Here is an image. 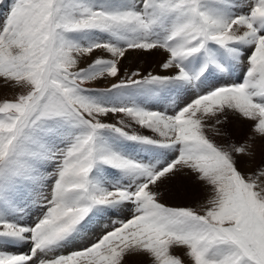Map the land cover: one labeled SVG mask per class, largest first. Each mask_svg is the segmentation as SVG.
<instances>
[{"label":"snow or ice","instance_id":"obj_1","mask_svg":"<svg viewBox=\"0 0 264 264\" xmlns=\"http://www.w3.org/2000/svg\"><path fill=\"white\" fill-rule=\"evenodd\" d=\"M0 80V264H264V0H0Z\"/></svg>","mask_w":264,"mask_h":264},{"label":"rangeland","instance_id":"obj_2","mask_svg":"<svg viewBox=\"0 0 264 264\" xmlns=\"http://www.w3.org/2000/svg\"><path fill=\"white\" fill-rule=\"evenodd\" d=\"M90 59L91 58H89V60ZM89 60L87 62H90ZM87 62L81 64V66L82 67L83 65L85 66ZM148 64L145 65L144 70L141 71L143 72L148 71L149 70ZM122 72L123 70H121V74H123ZM100 83H101L100 86H107V84L110 83V81H100ZM17 91L18 90L16 89L9 91L8 88L4 86L3 81L0 80V99L12 98ZM250 129H251L250 122L240 120L234 117H230L229 122L223 125L222 127L221 131L223 135L220 137L213 136L212 138L220 145H227L233 142L239 145L251 135V131H249ZM255 152H256V156L251 168H245L243 165H241V170L244 171L245 173L252 171L256 166L260 165L261 163L262 156H261L260 140L255 141ZM204 199H205V192L203 189H201L199 186H190L189 191L186 195L168 196L165 197L164 202L173 206H191L199 210L198 206L204 201ZM183 251H184L183 249H173V254L181 253ZM185 264H188V262L186 261Z\"/></svg>","mask_w":264,"mask_h":264},{"label":"bare ground","instance_id":"obj_3","mask_svg":"<svg viewBox=\"0 0 264 264\" xmlns=\"http://www.w3.org/2000/svg\"><path fill=\"white\" fill-rule=\"evenodd\" d=\"M97 55H101V53L97 52L94 54V56L92 58H95V56ZM106 55V54H105ZM91 58V59H92ZM162 57L159 55H155L152 57H136L133 53H129L128 54V59L124 61V63L121 65V70H124L125 68H128L130 71L136 68H140L141 70H144L145 65H149V70H153V71H158L156 65L158 63V61L161 59ZM90 61V60H89ZM87 62V61H85ZM85 62H82L81 64H84ZM84 66V65H83ZM82 67V66H81ZM123 73V72H122ZM101 84V83H100ZM8 90H13L10 87H7ZM250 131V130H249ZM170 199V198H169ZM168 199V200H169ZM171 202V201H170ZM174 204V203H173Z\"/></svg>","mask_w":264,"mask_h":264}]
</instances>
